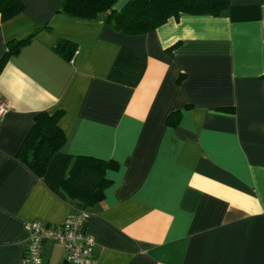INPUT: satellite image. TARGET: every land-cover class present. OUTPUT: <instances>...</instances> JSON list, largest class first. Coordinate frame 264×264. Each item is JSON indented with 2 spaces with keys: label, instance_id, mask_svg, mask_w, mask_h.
Wrapping results in <instances>:
<instances>
[{
  "label": "crops",
  "instance_id": "crops-1",
  "mask_svg": "<svg viewBox=\"0 0 264 264\" xmlns=\"http://www.w3.org/2000/svg\"><path fill=\"white\" fill-rule=\"evenodd\" d=\"M21 1L0 19V58L34 33L0 71V264L21 263L28 223L58 225L78 207L97 264H264V0L138 35L115 31L107 12ZM57 110L66 143L36 175L18 152L35 115ZM79 155L111 162L87 206L62 188ZM42 258L67 264L50 240Z\"/></svg>",
  "mask_w": 264,
  "mask_h": 264
},
{
  "label": "trees",
  "instance_id": "trees-1",
  "mask_svg": "<svg viewBox=\"0 0 264 264\" xmlns=\"http://www.w3.org/2000/svg\"><path fill=\"white\" fill-rule=\"evenodd\" d=\"M117 0H63L59 11L78 18H93L107 12V22L115 31L126 35L145 34L164 23L169 17L188 15H219L228 7V0H128L120 9L112 5ZM24 8L21 0H0V19L6 20ZM34 33L8 42L0 58V71L7 58L27 42ZM64 57H71L74 47L60 40L54 47ZM63 110L38 112L33 125L21 146L18 157L36 175H41L51 155L66 143V135L59 126ZM170 120V117H168ZM110 161L79 155L69 174L62 181L63 190L83 206L102 197L107 183L103 172Z\"/></svg>",
  "mask_w": 264,
  "mask_h": 264
},
{
  "label": "built area",
  "instance_id": "built-area-1",
  "mask_svg": "<svg viewBox=\"0 0 264 264\" xmlns=\"http://www.w3.org/2000/svg\"><path fill=\"white\" fill-rule=\"evenodd\" d=\"M6 109L7 102L0 96V118ZM89 217L90 213L84 207H78L58 225L41 221L28 223L26 247L20 264H44L42 247L48 240L63 245L67 264H97L94 237L85 229Z\"/></svg>",
  "mask_w": 264,
  "mask_h": 264
}]
</instances>
